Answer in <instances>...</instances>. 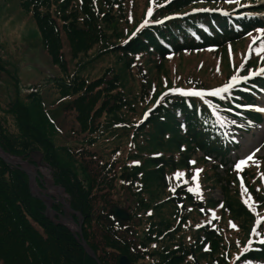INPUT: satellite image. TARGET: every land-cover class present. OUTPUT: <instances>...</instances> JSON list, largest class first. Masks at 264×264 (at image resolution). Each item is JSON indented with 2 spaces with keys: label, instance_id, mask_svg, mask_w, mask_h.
Here are the masks:
<instances>
[{
  "label": "rangeland",
  "instance_id": "1",
  "mask_svg": "<svg viewBox=\"0 0 264 264\" xmlns=\"http://www.w3.org/2000/svg\"><path fill=\"white\" fill-rule=\"evenodd\" d=\"M20 1L0 0V44L3 54L14 64L21 87L38 83L46 85L42 89V96L47 105H45L46 108L50 111L49 118L60 133L57 143H68L69 146H75L78 150L86 149L87 152L78 154L86 158L90 164L99 165L102 162H108L105 164V172L113 182V187L109 194L105 195L109 198L107 208L109 210L112 205L125 208L130 218L129 221L126 220L128 222L126 229L129 231L127 236L121 238V232L118 230L108 233L113 243L112 251L116 255L117 264L121 255L127 256L132 264H151L159 261L158 253L160 252L167 254L164 264H180L181 260V264H194V253L201 260L200 264H242L240 258L246 255L247 250L264 249V244L259 242L260 239H264V225L258 229L259 237L252 234L257 217L264 218V111L260 110L264 109V87L254 95L256 105L249 104L250 102L237 94L246 82H241L222 96L207 94L222 87L233 75L250 76V73L264 67V60L256 56L249 47L252 45L253 37L258 36L264 27H255L246 36L222 47L178 53L164 61L155 55L151 57L141 55L139 60L136 59L138 62H134L130 73L125 74V93L132 96L139 90L141 97L135 113L129 114V121L132 123H139L147 111L141 113L142 109L157 103L165 94L172 93L170 89L200 90L205 93L201 97L225 100L234 107L235 113L238 110V113L243 114V116L230 114L232 118L239 119V117L260 114V119H257L256 115L245 118L247 126L243 130L244 133L235 128L240 135L238 138L240 144L236 150L227 154L225 163L222 165L212 157L203 156L201 151H195V147L190 143L181 142L178 147L175 140L165 138L162 141L163 144L159 145L156 132L154 134V131H148L149 128L145 133L137 134V137H132V129L125 130L118 136L105 131L108 118L104 117V114L95 115L92 112L100 102L99 91L107 83H93L90 89H86V85L89 81L101 77L106 68L115 66L114 60H117V57L112 54L98 57L96 47L90 50L88 55L79 52L75 57L64 29L60 31L61 51L67 66L65 73L71 84L78 78L75 71L79 70V65L85 60L89 61L83 71L79 70L81 75L87 78L81 89L60 97L61 93H58L48 80H52L53 76L65 78V73L58 64L52 63L42 48L34 19L30 12H25L21 8ZM172 1L157 0L156 4L151 5L154 14L166 15L167 13L181 16L186 13L213 12L223 9L236 13L249 11L257 19L264 20V0H239V3H229L227 0H190L182 8H172L170 6ZM77 3L82 2L77 0ZM121 6H123L121 1L109 0V6L105 7L104 11L99 9L97 15L103 13L110 15L107 19L117 23L115 32L122 34V38H125L130 36L145 16L150 7V0H129L126 11L122 10ZM202 9L209 11H201ZM256 46L258 45H253V47ZM242 63L244 68H240ZM109 77L110 75L103 79ZM83 91H86L88 95V128L92 129L91 131L83 127V121H80L79 110L75 105L76 96ZM11 96V83L4 76L0 79V99L6 101ZM115 132L122 133L118 129H115ZM179 132H184L182 124L177 134ZM89 139H92L91 142ZM156 154H161L168 160L167 167H158L149 163L150 157ZM253 154L255 163L249 162L243 171L238 172L235 165ZM143 157H146V163ZM36 160L38 162V159ZM192 161H195V164L190 163ZM28 165L27 167L37 174V176L27 175L30 191L43 196L46 202L45 215L54 222L65 224L74 235L78 236L79 219L75 214L70 213L72 218H77L70 224L66 222V213L55 214L53 205H61L57 200L60 197L54 188L47 187L48 183L54 184L47 171L39 163ZM197 168L203 170L198 181L199 192H189L187 190L189 187L196 188L197 182L192 180V176ZM159 169H162V179L158 180L159 174L156 172ZM151 172L155 173L147 177L149 181H144V175ZM177 172L185 173V182L173 179ZM178 183L181 186L176 188L175 193L172 192L171 189ZM60 187L64 199L70 204L67 193L62 186ZM171 195L185 200L190 197L195 205H188L183 209L179 203L176 204L171 200L172 198H169ZM161 200L165 202L155 206ZM102 203L104 202L100 199L96 206ZM250 205L254 206L250 207ZM158 206L160 207L156 209ZM213 212L219 219L209 223ZM141 214L143 221L140 218ZM166 219L169 220L170 225L172 224L167 230L168 233H171V236L176 235V238L171 240L168 237L154 236L151 241H147L143 233L148 222L161 220L168 224ZM230 224L236 227L233 228ZM197 225L201 226L197 227ZM99 226L93 220L91 225L88 224V230L94 233L104 249L100 240V231L101 228L103 231V227ZM171 241H173L174 249L168 254L165 246ZM249 243L251 247H246ZM172 254L178 255L175 257L177 261L173 259Z\"/></svg>",
  "mask_w": 264,
  "mask_h": 264
},
{
  "label": "trees",
  "instance_id": "2",
  "mask_svg": "<svg viewBox=\"0 0 264 264\" xmlns=\"http://www.w3.org/2000/svg\"><path fill=\"white\" fill-rule=\"evenodd\" d=\"M119 1L123 3L121 9L126 11L129 0ZM20 2L21 8L25 12H30L34 19L42 48L52 63L58 64L64 73L67 66L61 51L60 39V31L63 29L75 57L79 52L88 55L95 47L98 57L106 54L117 57V60H114L115 66L106 68L101 77L89 81L86 85V89H90L93 83H107L99 91L100 102L92 112L95 115L104 114V117L108 118L105 131L118 136L122 135L123 131L132 129V137H137V134L145 133L149 128L148 131L152 130L154 134L156 132L159 145L163 144L165 138L175 140L178 147L181 142L190 143L195 147V151L199 150L203 156L212 157L224 165L225 162L222 160L232 148L237 147L235 128L245 130L246 117L248 119L256 115L257 119L261 118L260 114L232 118L230 114L237 116L243 114L238 113V110L235 113L234 107L225 100L209 97L196 99L168 93L166 98L164 96L157 103L143 108L141 113L147 110V116L145 113L136 124L129 121V114L135 113V108L140 102V93L137 90L132 96H128L124 88L125 74L130 73L134 62L137 63L141 55L149 57L155 55L164 61L178 53L219 48L241 39L255 27H264V20L248 16L238 18L216 11L186 13L181 16L153 14L152 22L137 32L146 18L145 15L130 36L122 38V34L115 32L117 23L107 19L110 15L105 13L97 15L99 9L104 11V8L109 6V0H81L80 4L77 0ZM189 2L190 0H173L170 6L182 8ZM88 61L85 60L79 65L80 71L85 69ZM79 70L75 71L78 78L74 79L72 84L66 73L65 78L53 76L52 80H48L53 88L61 93L60 97L81 89L87 78L81 75ZM109 75V78L103 79ZM4 76L11 83L12 96L6 101L0 99V148L28 164L39 163L53 183L64 188L71 208L81 214L83 237L100 263L117 264L116 255L112 251L113 243L108 233L118 230L121 232V238L127 236L129 231L126 226L130 218L127 221L120 220L107 208L109 198L105 195L109 194L113 187V182L105 172V164L108 162L90 164L86 158L78 154L87 152L86 149L78 150L68 143H57L60 133L49 118L50 111L46 108L42 96V89L46 85L38 83L21 87L15 66L4 56L0 44V79ZM252 83L262 86L264 78H256ZM246 86L250 90L241 88L237 94L254 105L256 103L252 94L256 87L252 84ZM75 105L79 110V119L83 121V127L91 131L92 129L88 128L89 103L86 91L76 96ZM181 124L184 126V132H179V136L177 132ZM115 129L122 133L115 132ZM91 140L89 139V142ZM143 161L146 163V157H143ZM149 163L167 167L169 162L161 154H156L150 157ZM154 173L144 175L143 180L149 181L147 177ZM156 173L159 174L158 180L162 179V169ZM169 198L176 204L179 203L183 209L188 205H195L190 197L185 200L171 195ZM100 199L104 203L97 207ZM165 200L159 201L155 206L163 204ZM45 209L44 202L31 194L27 175L0 159V264H97L86 254L71 230L65 224L49 219L45 215ZM53 209L55 214L65 213L60 204L53 205ZM93 220L103 227V231L102 228L100 231V240L104 249L94 233L88 230V224L91 225ZM166 220L168 224L161 220L148 222L143 233L147 241H151L154 236L168 237L171 240L176 238V235L171 236V233H168L167 230L172 224ZM173 249V241L165 246L167 253ZM213 250L215 251V246ZM245 253L246 255L240 258L242 264H263L264 249L251 248ZM166 255L158 253L159 261L151 264H164ZM176 256L178 255L172 254L173 259ZM193 256V263L200 264L201 260L196 253Z\"/></svg>",
  "mask_w": 264,
  "mask_h": 264
},
{
  "label": "snow or ice",
  "instance_id": "3",
  "mask_svg": "<svg viewBox=\"0 0 264 264\" xmlns=\"http://www.w3.org/2000/svg\"><path fill=\"white\" fill-rule=\"evenodd\" d=\"M227 2L229 3H239V0H227ZM157 0H150V7L148 8L147 12H146V18L143 20V23L140 25V27L137 29V32L140 31L141 28L148 26L152 21H151V17L154 14V9L153 7H151L152 4H156ZM160 7H162L163 5H158ZM201 11H209L208 9H202ZM156 23H162L163 21H155ZM133 35H136V33H133ZM253 45H258L256 47H253ZM251 51L254 52L256 54V56L260 57L262 60H264V30H260L258 36L253 37L252 39V45L249 46ZM247 59V58H246ZM240 68H244V64L242 63L240 65ZM257 75H264V68H260L258 71L252 72L250 73V76H257ZM250 76H240V75H233L229 81L224 84L222 87L217 88L212 90L211 92H208V95H212V96H222V94H227L229 93L233 88H235L237 85H239L241 82H247L250 78ZM172 93L175 94H180L183 96H196V97H201L203 96L205 93L203 91L200 90H183V89H170L169 90ZM165 94V98H166ZM261 111H264V109H260ZM145 116H147V113L145 114ZM249 162L255 163V159H254V154L253 155H249L246 159H242L240 160L236 165L235 168L236 170L239 171H243V169L245 167L248 166ZM138 163V162H137ZM192 164H195V161L190 162ZM257 167H259V165H256ZM202 169L197 168L195 171V174L192 176V180L197 182L196 188H191L189 187L187 190L189 192L192 191H197L199 192V177L200 174L202 173ZM184 176L185 173L183 172H177L175 173L173 179L178 181V182H185L184 181ZM243 182V181H242ZM181 184L178 183L177 185H175L171 190L172 192H176V188L180 187ZM259 191V189H258ZM251 199V198H250ZM247 203V201H246ZM254 205H250V207H252ZM220 207H223V205H220ZM203 211V209H202ZM219 219V217L213 212L211 217L209 218V223H211L214 220ZM255 227L253 229V235H256L257 237H259L260 233L258 232V229L264 225V218L261 217H257L256 222H255ZM201 225H197V227H200ZM231 227L235 228L236 226L234 224H230ZM259 242L261 244H264V239H260ZM246 247H251V244L249 243V245H247ZM207 250V249H206ZM237 259H239V257H237Z\"/></svg>",
  "mask_w": 264,
  "mask_h": 264
},
{
  "label": "water",
  "instance_id": "4",
  "mask_svg": "<svg viewBox=\"0 0 264 264\" xmlns=\"http://www.w3.org/2000/svg\"><path fill=\"white\" fill-rule=\"evenodd\" d=\"M0 159H1L3 162H5V163H7V164H9V165H11V166H15V167H17L19 170L23 171L26 175L33 174V175L37 176V174L34 172V170H32V169H30V168L27 167L28 163H26L25 161H22V160H20V159H18V158H16V157H14V156H12V155H9V154L5 153L1 148H0ZM24 165H25V166H24ZM28 166H29V165H28ZM30 166H31V165H30ZM28 183H29V182H28ZM47 187L54 188L55 191L58 192L60 198H58L57 200L60 201L61 205H62L63 208H64V211H65V213H66V218H67V219H66V222H67L68 224H70V223H74V222H73V218H72V216H71L70 213H73V214H75V215L78 217V219H79V223H78L79 225L77 226V233H78V236L75 235V237L77 238L79 244L83 247V249H84V251L86 252V254H87L89 257H91L92 259H94V260L97 262V264H101L100 261L98 260V258L96 257L95 253H94L93 250L88 246V244L86 243V241H85V239H84V237H83V234H82V231H81L82 216H81L78 212H76L75 210H73V209L71 208L70 204L64 199V197H63V191H62V189H61V187H60L59 185H54V184H52V182H51V183H48V184H47ZM29 188H30V186H29ZM30 192H31V191H30ZM31 194L34 195V196H37L38 198H40V199L44 202V204L46 205V202H45L43 196H41L40 194H37V193L33 194L32 192H31ZM48 204H49V203H48ZM109 211H110V213H111L112 215H114V216L117 217L118 219H121V220H128V218H129V213H128V211H127L125 208H122V207H120V206H118V205H112V206L110 207V210H109ZM45 212H46V211H45ZM45 214H46V213H45ZM119 264H131V262H130V260L127 258V256H125V255H121V256L119 257Z\"/></svg>",
  "mask_w": 264,
  "mask_h": 264
}]
</instances>
